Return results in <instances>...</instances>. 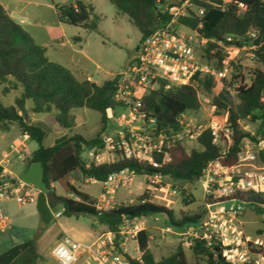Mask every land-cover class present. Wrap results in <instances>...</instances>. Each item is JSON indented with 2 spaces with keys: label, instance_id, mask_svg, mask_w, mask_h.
<instances>
[{
  "label": "trees",
  "instance_id": "1",
  "mask_svg": "<svg viewBox=\"0 0 264 264\" xmlns=\"http://www.w3.org/2000/svg\"><path fill=\"white\" fill-rule=\"evenodd\" d=\"M107 1L119 13L125 15L139 31V43L168 22V17L161 8L165 0ZM190 2L193 9H188L187 16L177 18L174 27L194 31L200 39L205 40L203 53L199 55L202 63L220 70L225 57L224 48L234 45L255 46L251 52L259 67L251 73L248 82L239 72L231 75L228 86H235L234 107H229L219 96L211 97L210 106L214 110V116L231 130L232 147L226 156L218 154L217 147L211 143L209 132L204 131L197 139L201 149L187 151L184 145L175 144L169 150L168 162L162 163L161 155L154 156L157 167L132 158L126 159L117 151L115 159L108 163L95 164L94 161H84L81 156L87 148L94 152L104 149L106 141L98 137L86 139L75 134L57 145L43 146L47 133L42 127L28 123L25 118V103H31L30 111L34 114L53 113L54 123L63 130L74 125L70 113L72 110L88 109L99 114L103 129L108 122L106 111L121 110L120 105L113 100L118 76L101 84L87 79L78 80L68 69L50 61L46 57V49L36 44L0 5V86H3L1 95L6 96L13 90L20 91L14 105L4 106L0 101V124H15L21 135L28 136L29 140L38 145L31 153L26 169L31 163L38 162L42 168L45 186L52 190L51 185L57 183L65 194L71 195V198H62L64 211L61 215H88L105 232H116L122 220L126 218L161 215L165 218V226L175 231L185 230L204 218V209L201 213L182 215L178 219L167 207L152 202L120 204L112 209L97 211L93 201L70 183L68 176L77 173L81 179L93 178L102 182L109 174L127 169L133 171L136 176L160 175L174 182L192 183L200 178L202 170L211 161H218L224 166L234 165L245 139L256 143L257 137L264 138V0ZM199 9L202 10V15H198ZM158 12H161L160 16ZM92 15V6L81 0H72L56 7L58 22L73 27L94 30V21L98 17ZM249 33H255L256 38L252 39ZM194 79L197 86L171 87L167 90L163 88L164 81H159L156 90L150 89L141 98L139 112L145 114V120H153L157 133L176 131V118L180 113L196 112L200 109L198 92L205 96L211 94L215 81L213 77L195 76ZM243 120L258 122L254 135L242 131L239 122ZM256 162L264 165V149L257 152ZM146 198L147 195L144 194L138 199ZM234 198L242 203L243 207L252 206L256 211H260L264 206V195L245 192L237 194ZM190 200L188 194L183 198L185 204L191 203ZM148 236L147 231L138 234L137 247L141 255L139 259H135L124 254L128 264H190L179 243L172 253L155 259L147 246ZM33 245V241H26L10 247L0 253V264H36L39 257L34 252ZM258 251L264 252V247H259ZM190 252L195 260L193 264L201 260L204 264H230L225 261L221 248L208 246L204 241H194Z\"/></svg>",
  "mask_w": 264,
  "mask_h": 264
},
{
  "label": "built area",
  "instance_id": "2",
  "mask_svg": "<svg viewBox=\"0 0 264 264\" xmlns=\"http://www.w3.org/2000/svg\"><path fill=\"white\" fill-rule=\"evenodd\" d=\"M228 3L229 0H221ZM190 0L176 5H161L168 17V22L143 39L133 61L118 75V83L113 100L120 105L121 113L115 118L119 123L138 122L135 127L120 129L115 140L106 141L104 149L118 151L126 159H135L157 167L154 156L161 155V162L170 160L169 150L183 140L197 141L198 137L208 131L211 143L218 149L222 157L228 154L232 147L231 130L214 116L213 108L206 97L197 95L202 107H209V121L205 125L194 123L189 115L193 111L180 113L176 118L177 130L169 133L159 131L153 120H145V114L139 112L141 98L154 87L158 88L159 81H164L165 90L171 87L187 85L197 86L195 76H209L215 80L224 81L228 78L230 67L226 57L221 62V69L216 70L201 62L192 44L191 38H185L174 27L179 17L189 14ZM241 8L242 5L240 4ZM202 15V10L197 11ZM190 31V30H189ZM194 35L197 34L191 31ZM252 39L255 33H249ZM202 42L205 40L201 39ZM230 41V38L227 39ZM264 45V43H262ZM231 47V46H230ZM235 49L251 50L256 47L234 45ZM228 47L224 48L227 51ZM113 111L108 109L106 116L114 118ZM126 115V116H125ZM127 117V122L125 121ZM120 126V124H119ZM121 128V127H120ZM138 128H143L140 131ZM23 139L28 136L21 135ZM257 142L251 144L244 140L239 148L237 161L232 166H224L218 161L209 162L202 170L200 183L203 192L204 218L185 230L175 231L166 226L163 231L173 233L178 237L182 249H190L196 240L204 241L208 246H218L222 249L225 261L230 264H264V252H259L249 238L241 230L240 215L243 205L234 197L237 194L251 192L264 195V165L256 162L257 152L264 149V138L257 137ZM19 145L13 143L9 151H4L0 158V202L14 200L19 205L35 203L38 190L21 179L12 170L13 161L27 164L29 157L16 153ZM255 148V149H254ZM94 163H100L101 157L94 151L88 152ZM136 176L131 170H121L109 174L101 183V191L94 204L97 211L112 209L117 206L113 195L117 189L127 187ZM146 182V199H129L128 204L152 202L148 193L153 194L159 189L163 178L160 175H144ZM95 182L93 178L88 179ZM174 193V192H173ZM172 193H168L171 195ZM154 203V202H152ZM264 212V206L261 207ZM61 213L53 217L58 218ZM264 225V219H262ZM9 220L0 216V231L9 229ZM146 217L123 219L116 232H104L95 240L87 243L79 242L70 236H60L50 250V256L56 264H128L121 250L127 241L137 242L140 232L147 230Z\"/></svg>",
  "mask_w": 264,
  "mask_h": 264
},
{
  "label": "rangeland",
  "instance_id": "3",
  "mask_svg": "<svg viewBox=\"0 0 264 264\" xmlns=\"http://www.w3.org/2000/svg\"><path fill=\"white\" fill-rule=\"evenodd\" d=\"M70 1L72 0H0V5L14 19L22 21V28L28 32L36 44L46 49V57L50 61L62 65L71 73L74 72V76L78 80L87 79L101 84L105 80L117 77L127 64L136 57L137 52L135 49L140 39L139 31L125 15L119 13L107 0H81L90 4L93 8L92 16L98 17L94 21V30L62 24L56 18V7ZM184 1L187 0H165L163 5H176ZM162 6L161 8H163ZM191 9H193L192 6ZM90 21H88V24H90ZM178 29L179 33L185 38H191L199 57L203 53L205 42H202L198 36L186 28L179 27ZM250 54L249 50L235 49L233 46L228 47L227 51H224L226 61L230 67L228 78L224 81L215 80L210 95L205 96L201 92H198V95L206 97L209 103L211 97L219 96L229 107H234L236 104L235 86L230 87L228 83L231 75L237 72L244 75L248 82L251 73L259 67L256 59L251 57ZM74 67L78 69H72ZM2 88L3 86H0L1 103L4 106L14 105L20 91L13 90L8 95L3 96L1 95ZM156 89V87L153 88V90ZM25 107L27 112L25 118L28 123L40 126L46 131L47 136L43 141L45 147L52 146L57 138L63 136L67 138L75 134L86 139L98 137L105 141L115 140L120 129L126 130L135 127L138 123L133 122L127 125L123 122L119 123L115 118L122 111L118 109L112 113L114 118H109L106 126L102 129L97 112L88 109H76L70 112L74 119V125L70 129L63 130L54 123L53 113L34 114L30 111V102L25 103ZM209 111V107H202L198 112L191 113L189 118L194 123L205 125L210 119ZM125 121L127 122V117H125ZM239 126L242 131L254 135L258 122L251 123L248 120H243L239 122ZM14 142L19 145L16 153H21L24 157H29L38 146L32 140L23 139L19 128L15 124H0V158L4 151H9L12 148ZM182 145L185 146L187 151L201 149L195 140L185 139ZM115 152L108 149L95 151L104 163L113 161L117 156ZM81 157L84 161H93L88 154V150L83 152ZM13 163L12 170L15 174L21 175L26 171L24 162L16 160ZM69 179L76 185H79L81 181L83 182L77 173L70 174ZM99 187L98 184L91 186L93 191L87 190L97 193ZM51 189L56 197L60 199L67 197L59 184H53ZM145 193L147 191L144 177L134 176L127 187L116 190L113 200L116 205L128 204L129 199L135 202ZM168 193L172 194L168 195ZM187 194L191 197L190 201L192 202L185 204L183 198ZM148 196L152 202L171 210L176 219L182 215H194L203 211V192L198 181L192 183L174 182L168 178H162L158 191L153 194L148 193ZM49 209L52 219L38 234L40 215L36 202L25 205H19L14 200L0 202V216L10 222L9 229L0 231V253L16 244L33 241L34 252L39 257L36 264H56L50 256V249L62 232L73 236L74 239L80 242H89L79 234L90 230L93 221L90 216L61 215V217L54 218L53 216L57 212L62 213L64 211L63 202L51 205ZM240 216L243 234L256 247H264V225L261 223L264 219V212L262 210L256 211L252 206H244ZM146 221V231L149 235L147 246L154 258L158 259L172 253L179 242L175 234L163 231L166 227L165 218L161 215H152L147 216ZM103 231L100 229L98 233ZM121 250L130 258H139L141 255L134 241H127ZM183 251L187 261L193 264L195 260L190 249L184 248ZM78 264H82V262H78ZM197 264H204V262L202 260L197 261Z\"/></svg>",
  "mask_w": 264,
  "mask_h": 264
},
{
  "label": "water",
  "instance_id": "4",
  "mask_svg": "<svg viewBox=\"0 0 264 264\" xmlns=\"http://www.w3.org/2000/svg\"><path fill=\"white\" fill-rule=\"evenodd\" d=\"M159 16L161 12H158ZM140 131H143V128H138ZM66 138L60 137L54 141V145H57L64 141ZM21 179L34 186L38 190L37 199H36V207L40 215V224L38 229V234L45 228V226L51 221L52 215L49 207L56 203L61 202L62 199L55 196V194L49 190L43 180H42V168L38 162L31 163L26 171L21 175ZM216 252L218 249L215 250ZM123 259H126L124 255H121Z\"/></svg>",
  "mask_w": 264,
  "mask_h": 264
},
{
  "label": "crops",
  "instance_id": "5",
  "mask_svg": "<svg viewBox=\"0 0 264 264\" xmlns=\"http://www.w3.org/2000/svg\"><path fill=\"white\" fill-rule=\"evenodd\" d=\"M8 13V12H7ZM9 14V16L15 21V22H17L18 24H20V25H22V21L21 20H16V19H14L13 18V16L10 14V13H8ZM28 33V32H27ZM72 69H74V70H76V69H78V68H76V67H74V68H72ZM73 70V71H74ZM73 75H74V72L72 73ZM90 81V80H89ZM107 119H109L108 118V115H107ZM87 150H88V152L89 151H93L91 148H87ZM102 163H104V162H100V163H97V164H102ZM108 163V162H107ZM96 164V163H95ZM76 174V173H75ZM22 175V174H21ZM68 178H69V176H68ZM83 180V182L81 181L80 182V184L78 185H76V184H74L73 183V181H71L70 179H69V181H70V183H72L79 191H81L82 193H84V194H86L89 198H90V200H92L93 201V203L95 204L96 202H97V200H98V198H99V195H100V191H101V183L100 182H97V181H95V182H91V181H89L88 179H82ZM100 185V187L98 188V190H97V193H92V192H89L87 189H89L90 191L92 190L91 189V186H94V185ZM53 185V184H52ZM52 185H51V187H52ZM93 191V190H92ZM66 198H71V195H67L66 194ZM57 213H59V212H57ZM59 217H61V215L59 216ZM240 219H241V216H240ZM40 221H41V219H40ZM100 229H102L103 230V228L101 227V226H98L96 223H95V221L93 220L92 221V225H91V227H90V230L89 231H87V232H83V233H81V234H79V235H81V237H85V238H83V239H87V240H89V242H91V241H93V240H95L99 235H101L102 233H104L105 231H103L102 233H98L99 232V230ZM63 234H66V233H64V232H62V234L60 235V236H62ZM66 235H68V234H66ZM60 236H58V238L60 237ZM69 236V235H68ZM71 238H73V236H70ZM57 238V239H58ZM74 239V238H73ZM148 239H149V236H148ZM74 240H76V239H74ZM76 241H79V240H76ZM80 242V241H79ZM84 243V242H83ZM87 243V242H86ZM136 244H137V242H136ZM51 250V249H50ZM141 254V253H140ZM135 259H139L138 257H136Z\"/></svg>",
  "mask_w": 264,
  "mask_h": 264
}]
</instances>
